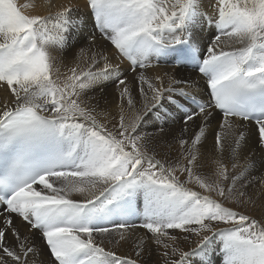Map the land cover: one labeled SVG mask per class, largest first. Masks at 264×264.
<instances>
[{"label":"snow or ice","instance_id":"obj_1","mask_svg":"<svg viewBox=\"0 0 264 264\" xmlns=\"http://www.w3.org/2000/svg\"><path fill=\"white\" fill-rule=\"evenodd\" d=\"M84 6L133 71L149 67L153 57L171 56L175 66L198 68L210 99L199 103L185 88L173 87L187 81L168 73L165 85L164 76L149 79L140 72L143 104L137 109L126 78L118 75L119 63L93 50L95 35L71 66L54 55L74 47L85 23L71 3L55 15H40L22 11L35 5L0 0V87L9 93L0 101V264H30V256L39 257L37 233L49 264H145L152 254L149 241L162 264H194L192 258L206 254L215 236L222 241L224 264H264V220L240 210L257 204L249 191L255 164L247 161L237 172L235 162L246 142L244 131L237 132L245 121L255 120L254 134L264 149V0H216L212 14L203 0H84ZM213 24L218 34L201 48L200 33ZM222 37L230 42L222 45ZM112 78L120 87L117 116L85 98ZM165 99L174 111L195 104L182 121L201 123L190 139L184 138L187 127L173 137L177 156L162 160L151 143L156 137L138 128L144 112L163 107ZM214 112L220 114L213 133L218 157L205 173L198 145ZM161 119L157 131L164 133L169 117ZM140 196L144 236L134 234L137 225L128 219ZM14 216L27 225L28 235ZM191 235L198 237L196 247L185 251L180 242ZM105 237L114 246L131 241L136 258L104 246Z\"/></svg>","mask_w":264,"mask_h":264},{"label":"bare ground","instance_id":"obj_2","mask_svg":"<svg viewBox=\"0 0 264 264\" xmlns=\"http://www.w3.org/2000/svg\"><path fill=\"white\" fill-rule=\"evenodd\" d=\"M18 4H29L35 5V7H30L28 9H22L25 14H40V15H48L51 12L55 15L61 8V6H67L69 3L72 4L79 15L80 21L85 22L83 24V28L79 37L73 41L74 47L67 52H54V55L57 56L58 60H63L64 64L71 66L75 62V56L79 53L81 48L87 49L90 46L91 35H95L96 42L93 47L94 51L103 50L109 57V61L112 63H119L120 71L118 75L121 78H126L127 84L132 91V96L136 101L137 109H140L143 101L139 93V81L137 77L140 72H143L145 76L149 79H154L156 76H164L165 73L169 75L175 76L177 79L187 81L186 84H177L173 85V87L185 88L186 91L193 93L197 101L200 103H207L208 101L203 97L206 92H208L207 88V78L199 73L198 68L194 65H185V66H175V62L171 58V56H161V57H153L149 60V67L144 69L136 68V71L132 70L131 62L123 57H119L117 50L114 46L111 45L110 41L103 38V35L99 31V29L95 28L94 19L89 17V9L84 6V0H52V5L49 6L46 3V0H16ZM216 0H203L205 10L212 14L214 12ZM214 33L218 34V30L215 25L205 26L203 31L200 33L202 44L200 45L203 48L204 45H211L214 40ZM229 39L222 37V45L229 43ZM234 47H239V45L234 44ZM227 50V49H226ZM205 55H207L205 51ZM86 58V57H85ZM103 62H101L102 66ZM63 70V67H62ZM164 83L167 85L168 78L164 76ZM147 88V85H144ZM120 87L116 84L115 78L105 79L98 85L96 88L87 91L85 98H93V103H98V111H105L110 113L112 116L118 115V104H120L119 97ZM166 96L168 93L165 94ZM9 96L8 91L5 88L0 87V101L6 100ZM163 107L161 108H153L151 111H145L143 115V119L140 123L138 131L143 133H149L150 135H154L156 139L151 140V143L156 145L157 149V159H164L165 156L176 157L179 144L173 139V137H179L181 134V130L184 127L188 128V131L184 133L185 139H190L193 134L198 131L197 125L201 123L199 118H197L194 122L190 121L187 125L177 123L176 120H173L171 114L174 111L172 108L168 107V102L165 99L163 102ZM193 104L189 101L184 105L181 117L178 121H182V116L186 111H192ZM125 111L127 112V106L125 105ZM161 114H166L169 117L168 123L164 125V133H159L157 131V127L162 123ZM116 121H112L115 123ZM220 123V115L217 113H213V117L211 119L210 124L206 127L205 132L206 136L202 138L199 147V152L201 154V163L204 165L201 171L207 173L214 165L212 161L218 157V153L213 150L214 145V135L215 131H219L218 125ZM245 127L243 129H238L239 131H244L246 142H242L239 154L236 157L235 162L240 166L236 169L237 172L241 170V167L247 162L252 161L255 164V167L250 170L249 179H253V184L249 188V191L256 194L257 204L256 206L248 205L246 208L240 209L241 211L249 214L253 219L264 220V208L260 207L261 204H264V184L259 183V181L264 180V149H261L259 144L257 143L258 138L255 133V127L248 121L244 122ZM231 140V138H230ZM230 142V141H229ZM171 145V149H169L168 145ZM224 161L229 165L231 169L232 159L230 158V152L226 147L224 153ZM185 177H181L184 179ZM189 188H192L195 191H199L202 194H207L204 190L199 189L194 184L186 185ZM213 198H215V194L213 193ZM75 199H82V197L75 196ZM233 206V205H229ZM235 207V206H233ZM135 214L128 217L129 221L137 227L133 229V232L136 236H144L146 234V229L139 227L144 222L143 218V209H144V201L143 197L140 196L134 202ZM0 211L2 209L0 208ZM15 225L19 228L22 234L28 235L29 229L27 225L22 221L19 217H13ZM111 227L112 225H108ZM219 228H224L228 226H224L223 224L218 225ZM171 234L176 235H185L179 233V230H169ZM150 235V234H148ZM9 239H11V234H9ZM98 238V242H99ZM198 237L195 235H191L187 241L181 240L180 247H182L185 251H191L196 247ZM35 242L37 245L38 251L41 253L39 257H29L30 264H32L33 260L36 261V264H40V261L43 260L44 264H49V256L47 254L48 250L44 244V242L39 239V234H36ZM149 245L151 247V257L145 256V264H162L160 257L156 251V245L149 241ZM104 246L107 248H115V250L120 255L132 256V258H136L134 255V249L131 244V241L124 243L122 242L119 246H114L107 243V237L104 238ZM209 249L214 250L213 252L201 253L199 257L192 258L194 264H223L224 253L222 251V241L219 236L213 237L212 243L210 246L208 245L206 251Z\"/></svg>","mask_w":264,"mask_h":264},{"label":"rangeland","instance_id":"obj_3","mask_svg":"<svg viewBox=\"0 0 264 264\" xmlns=\"http://www.w3.org/2000/svg\"><path fill=\"white\" fill-rule=\"evenodd\" d=\"M219 115V114H218ZM181 124H184L183 122L181 123ZM179 125H180V122H179ZM224 226H226V225H224ZM210 246V245H209ZM214 250H211V249H209L208 251H206V252H213ZM223 262H224V259H223ZM224 264V263H223Z\"/></svg>","mask_w":264,"mask_h":264}]
</instances>
